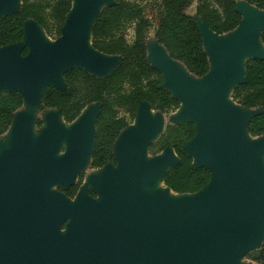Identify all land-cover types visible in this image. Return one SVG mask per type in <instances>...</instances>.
<instances>
[{
	"label": "water",
	"instance_id": "obj_1",
	"mask_svg": "<svg viewBox=\"0 0 264 264\" xmlns=\"http://www.w3.org/2000/svg\"><path fill=\"white\" fill-rule=\"evenodd\" d=\"M20 3L0 0V17L15 12ZM113 3L71 0L61 33L51 43L43 38L44 30L27 19L23 39L0 46V89L17 91L25 104L37 105L39 98L37 108L42 110L45 86L65 89L66 70L80 67L97 77L108 75L120 57L92 47L91 27L101 9ZM235 8L241 19L222 34L211 30L196 9L190 14L196 18L209 60V70L201 77L170 57L154 33L153 42L146 40L148 60L161 72L162 86L180 101L172 119L195 124V134L183 148L195 165L208 168L209 182L185 194L164 186L161 177L178 157L170 146L148 154L162 120L150 114L148 110L153 109L148 102L141 101L133 120L137 124L122 129L114 142L117 167L107 163L90 177L89 190L102 198L92 197L87 183L70 198L49 190V185L58 182L66 188L75 183L89 145L90 163L100 103L84 107L70 123H65L58 109L44 111L48 124L44 127L38 117L42 131L36 142L30 134L37 118L33 123L29 113L14 112L11 147L0 155V264H235L259 244L264 227V171L257 158L264 161V134L251 140L247 121L260 109L235 101L232 106L225 96L244 81L247 58H264L260 38L264 9L246 0H236ZM199 20L209 32L207 37ZM84 42L90 49L84 48ZM22 47H27L25 55ZM164 72L175 92L165 85ZM44 81L49 82L43 85ZM66 125L70 127L65 153L55 157ZM156 180L162 188L152 193L141 189L142 183ZM211 183L217 186L214 193L207 189ZM168 192L178 197L167 198ZM67 219V228L60 234L59 224Z\"/></svg>",
	"mask_w": 264,
	"mask_h": 264
},
{
	"label": "trees",
	"instance_id": "obj_2",
	"mask_svg": "<svg viewBox=\"0 0 264 264\" xmlns=\"http://www.w3.org/2000/svg\"><path fill=\"white\" fill-rule=\"evenodd\" d=\"M264 9V0H246ZM196 3V15L218 34L233 30L239 20L236 0H115L104 6L91 27V45L105 54L118 55L119 63L108 75L97 77L86 69L72 67L63 73L65 89L46 85L42 96V110L58 109L65 123L74 120L81 110L92 102L100 103V111L94 122V146L90 168H100L107 163L116 164L114 142L122 129L135 118L139 103L146 101L153 110L164 116L175 111L180 101L162 86L161 72L150 64L147 57L146 38L154 28L156 41L162 44L170 57L185 65L197 77L209 70V60L202 46L196 18L187 8ZM71 0H21L15 12L0 17V46L23 39L24 23L33 19L53 39L61 33ZM133 25V39L128 41L125 30ZM264 44V31L260 35ZM27 53L22 47L21 54ZM245 79L234 86L231 99L247 108H259L260 112L247 121L248 133L255 137L264 134V58L245 60ZM23 102L17 91H7L0 96V135L10 127L15 107ZM40 127L42 119H36ZM178 136L172 142L148 145L151 155L166 146L173 148L178 162L169 167L162 177L164 186L175 193H194L210 180L206 166H197L183 148V144L195 134L192 121L176 122ZM83 174L78 180L60 190L72 198L76 194ZM90 194H96L92 190ZM251 258L264 261V243Z\"/></svg>",
	"mask_w": 264,
	"mask_h": 264
},
{
	"label": "rangeland",
	"instance_id": "obj_3",
	"mask_svg": "<svg viewBox=\"0 0 264 264\" xmlns=\"http://www.w3.org/2000/svg\"><path fill=\"white\" fill-rule=\"evenodd\" d=\"M18 2H19V0H15V2L13 4L15 5ZM195 5H196V3L193 2V4L187 8V10H186L187 13L193 15L194 12H195ZM239 7L240 8H243L241 5ZM200 26H201V29L204 30L203 29V26L201 24H200ZM41 32H42V30L40 29V33ZM153 33H154V28L149 29L148 34H147V38H146L147 42L152 41V39H153L152 38ZM233 33H236V32L233 31ZM203 34L205 35V37H207V35H209L206 31H204ZM42 35H43V38L45 39V41H47L48 43H51L54 40L51 36H49L46 33H44V31L42 32ZM125 36H126V39L128 41H131L133 39V25H128L127 26V28L125 30ZM226 37H228V36H226ZM238 63H239V61H238ZM48 82L49 81H44L43 82V85L46 84V83H48ZM166 86L168 87V85H166ZM168 88L170 90H172L173 92H175L173 86L168 87ZM7 91H8L7 89H0V96H2ZM225 98H226V100L228 102H230L232 104V106H236V103L234 101H232L231 98H230V92H229V94H226ZM32 105H28V104H25L23 102L21 105L15 107L14 112H20L21 110L23 112H27L25 110L26 106L27 107H30L31 112H27V113H29L30 115L33 114L32 115V121H33V123H34V121H35L36 118L41 117L43 119L44 127H46L47 122H45V120H46L45 118H46L47 112L42 111L40 107L37 108V106L39 105L38 102H37V105H34V104H32ZM34 107H35V109H34ZM181 107H183V105H181ZM149 112L153 116L156 115V114H158L160 116L161 120H162L161 127H160V131L157 134V137L152 142L156 141L157 144L160 145L164 141L163 138L166 141H169V142L174 141L176 139V137L178 136V134H179L178 133V130H177V126L175 125L176 122L172 119V117L174 115H176V111L175 112L174 111L171 112L167 116H163L162 113H158V111H154V110H149ZM133 123L134 124H137V120L132 121L130 123V125L133 124ZM62 125H63V123H62ZM0 128L3 129L2 126ZM65 128H66V130H63L62 131V136L60 138L58 148L55 151V157H60L62 154L65 153V150H66L67 132H68L69 127L68 126H65ZM41 131H42V127L38 128L35 125L32 126L30 136H31V139H32L33 142H36L38 140V138L41 135ZM251 138H254V137H251ZM251 138H249V139H251ZM251 140H255V138L254 139H251ZM11 141H12V138H11L10 128H7L0 135V155L3 152L7 151L11 147ZM193 141H195V140H193ZM187 147H190V146H187ZM148 154L151 155L149 153V151H148ZM258 159H259V163L264 168V163L262 162L261 157H258ZM88 161H89V157H88L87 160H84L81 163L80 166H82V167L79 169V171H78V173H77L74 181H77L78 178H79V175L82 173L83 176H82V180H81L80 185H83V184L87 183L88 193L90 194V192H89L90 191L89 189H91V186L89 184L90 177H91V175L99 174L102 169L101 168L91 169L89 167ZM112 166L114 168L117 167V165H112ZM61 187H62V185H60V183H58V182H52L49 185V190H58V191H61L60 190ZM162 187H163L162 183H160L158 180H156L155 183H153V184H149V183H142L141 184V189L144 192H146V193H152V192L156 191L158 188H162ZM216 188H217V186L214 183H211L207 187V189L210 192H213V193L215 192ZM95 193L96 194H94V195H92V194H90V195L92 197L98 199V200L102 198L101 195L98 192H95ZM166 194H168L169 197H173V198L178 197V196H175L174 194H172L171 192H168ZM180 197H182V196H180ZM68 202H71V199L70 198L68 199ZM68 222H69L68 219L60 222L59 227H58V232L60 234H63L65 232V230L67 228V223ZM263 243H264V227L262 229V240L259 242V244L255 245L254 247H251L245 253H243L242 255H240L238 257V259L236 260L235 264H264V262H260V261H257V260H254V259L251 258V255L253 253H256L258 250L261 249V246H262Z\"/></svg>",
	"mask_w": 264,
	"mask_h": 264
},
{
	"label": "bare ground",
	"instance_id": "obj_4",
	"mask_svg": "<svg viewBox=\"0 0 264 264\" xmlns=\"http://www.w3.org/2000/svg\"><path fill=\"white\" fill-rule=\"evenodd\" d=\"M14 2H15V0H12V4H13ZM198 24H199L200 29H201L200 24L203 26V29H204V30L201 29L202 34H203L204 31H206V32L209 34L208 30H207L206 28H204L205 25H204V23H203L202 21L199 20V21H198ZM235 32H236V31H235ZM203 35H204V34H203ZM83 46H84V48H86V49H90V47L88 46V42H84ZM209 58H210L211 61H213V60H212V55H211V56L209 55ZM238 61H239L240 65H241V58H239ZM178 65L181 66V64H180L179 62H178ZM182 69H185V68L182 67ZM185 72H186L188 78H190V79L193 80V76H192L191 74H189L188 71H185ZM164 75H165V85H168V87L173 86V84H172L171 82L168 81L166 72H164ZM38 97H39V94H38ZM37 102L39 103V98H38ZM28 105H32V104H28ZM32 106H33V105H32ZM24 107H25V106H24ZM34 109H35V107H34ZM25 110H26L27 112H31L30 107H27V106H26ZM148 111H149V110H148ZM31 115H33V114H31ZM58 117H59V116H58ZM59 119H60V117H59ZM47 124H48V123H47ZM66 126H68V125H66ZM68 127H70V126H68ZM120 139H121V137L119 138V141H120ZM195 139H196V138H193V140H195ZM193 140H191V141H193ZM89 147H90V145H89ZM89 147H87V149H86V151H85V153H84V155H83V157H82V160H81V162H80V165H81V163H82L84 160H87V159H88V157H89ZM261 160H262V157H261ZM262 162L264 163L263 160H262ZM257 163H258V167H259V169H261L262 171H264V168H263V167L261 166V164L259 163V159H258V158H257ZM90 179H91V178H90ZM88 180H89V179H88ZM90 182H91V181H90ZM90 182H89V183H90ZM166 197L169 198V195L166 194Z\"/></svg>",
	"mask_w": 264,
	"mask_h": 264
}]
</instances>
